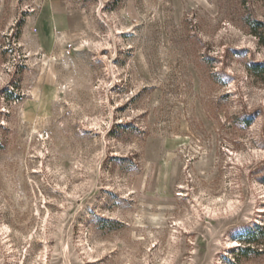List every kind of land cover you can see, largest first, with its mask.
<instances>
[{"label":"rangeland","instance_id":"1","mask_svg":"<svg viewBox=\"0 0 264 264\" xmlns=\"http://www.w3.org/2000/svg\"><path fill=\"white\" fill-rule=\"evenodd\" d=\"M253 65L264 0H0V264H264Z\"/></svg>","mask_w":264,"mask_h":264},{"label":"trees","instance_id":"2","mask_svg":"<svg viewBox=\"0 0 264 264\" xmlns=\"http://www.w3.org/2000/svg\"><path fill=\"white\" fill-rule=\"evenodd\" d=\"M261 24V23H260ZM255 28V27H254ZM254 32L256 33V34H258L257 33V31H256V29L254 30ZM260 38L262 37L261 36V34H260V36H259ZM254 67H251V69L252 70H254L257 74H262V72H264V67L262 68V69H260V70H258V69H255V65H253ZM249 122V121H248ZM248 124V123H247ZM258 229H259V232H262V233H264V227H260V226H258ZM254 236H255V233L252 231V229H250L249 230V233H248V236H245L244 237V239H245V241H247V242H251V240H253V241H256L257 239L256 238H254ZM243 252L242 253H245V254H247V252L250 250V246H247V247H243Z\"/></svg>","mask_w":264,"mask_h":264}]
</instances>
